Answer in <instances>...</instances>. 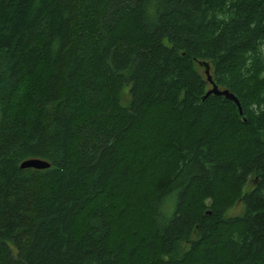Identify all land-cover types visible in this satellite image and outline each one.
I'll return each instance as SVG.
<instances>
[{
	"label": "trees",
	"instance_id": "16d2710c",
	"mask_svg": "<svg viewBox=\"0 0 264 264\" xmlns=\"http://www.w3.org/2000/svg\"><path fill=\"white\" fill-rule=\"evenodd\" d=\"M0 264H264V0H0Z\"/></svg>",
	"mask_w": 264,
	"mask_h": 264
},
{
	"label": "water",
	"instance_id": "95a60500",
	"mask_svg": "<svg viewBox=\"0 0 264 264\" xmlns=\"http://www.w3.org/2000/svg\"><path fill=\"white\" fill-rule=\"evenodd\" d=\"M198 65L203 67V74L205 76L206 81L211 85L210 90H208L205 96L212 94L214 96H221L225 99L232 101L235 105H237L236 99L229 94L226 90H219L215 85L212 84L209 72H208V65L205 63L198 62ZM49 165L45 161L39 159H28L20 163V169H35V170H42L48 168Z\"/></svg>",
	"mask_w": 264,
	"mask_h": 264
},
{
	"label": "rangeland",
	"instance_id": "374dc122",
	"mask_svg": "<svg viewBox=\"0 0 264 264\" xmlns=\"http://www.w3.org/2000/svg\"><path fill=\"white\" fill-rule=\"evenodd\" d=\"M249 186V184L247 185V187ZM247 188L244 189V191L246 190ZM242 210H243V207L241 205L240 202H237L236 204H234L233 207H231L230 209H228L226 212H225V216L226 217H233V216H238L242 213ZM183 248H185L186 246H182Z\"/></svg>",
	"mask_w": 264,
	"mask_h": 264
}]
</instances>
